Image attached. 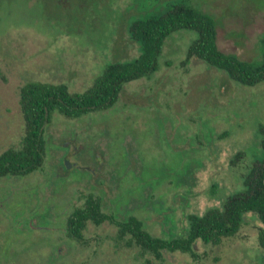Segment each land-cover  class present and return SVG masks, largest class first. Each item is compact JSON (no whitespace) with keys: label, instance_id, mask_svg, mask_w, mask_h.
Returning a JSON list of instances; mask_svg holds the SVG:
<instances>
[{"label":"rangeland","instance_id":"1","mask_svg":"<svg viewBox=\"0 0 264 264\" xmlns=\"http://www.w3.org/2000/svg\"><path fill=\"white\" fill-rule=\"evenodd\" d=\"M167 1L0 0V151L18 148L23 141L22 83L63 82L70 90H81L106 62L138 53L127 31L130 18L159 10ZM188 1L214 19L218 49L243 60L259 57L264 0ZM193 37L191 29L169 33L155 70L124 82L110 107L73 117L53 111L43 131L54 142L77 132L76 141L93 147L97 155L105 157L108 146L111 157L117 149L119 159L123 140L130 135L137 154H131L129 173L126 169L122 177L124 194L130 197V213L144 219L151 236L162 239L182 235L188 214L219 206L241 186L245 164L262 155L257 129L264 127V78L245 85L199 58L184 59ZM237 152L240 157L231 163ZM45 168L26 178H40ZM122 172H108L98 184L90 176L76 179L81 171L72 168L75 179L67 184L68 193L76 195L79 189L80 194H102L106 210L107 196L119 193ZM6 195L10 198L12 191ZM242 215L236 233L218 243L196 239L191 252L161 249V258L132 240L123 244L111 223L87 221L81 229L84 239L69 240L73 259L65 264H264V251L256 241V214ZM40 216L38 223L55 224ZM14 253L20 264L33 256L23 247Z\"/></svg>","mask_w":264,"mask_h":264},{"label":"trees","instance_id":"2","mask_svg":"<svg viewBox=\"0 0 264 264\" xmlns=\"http://www.w3.org/2000/svg\"><path fill=\"white\" fill-rule=\"evenodd\" d=\"M181 28L194 31L184 59L191 56L199 58L245 85L264 78V31L260 37L259 57L239 59L217 48L215 23L210 14L188 0H169L159 10H146L130 18L127 31L130 38L137 42L138 53L128 59L106 62L81 90H70L63 82L28 80L22 83L19 87V108L23 119V141L18 148L0 151V169L6 162L16 167H29L37 162L42 124L53 111L73 117L110 107L124 82L155 70L164 38ZM257 131L262 155L245 164L240 173L241 186L228 194L219 206L208 207L201 214H188L185 231L177 238L162 239L146 232L143 242L139 243L146 252L161 258V249L191 252L192 242L196 239L217 243L221 237L237 231L245 211L256 214L260 223L256 241L264 251V127H258ZM239 157L237 152L231 163ZM136 240L138 242V238Z\"/></svg>","mask_w":264,"mask_h":264},{"label":"flooded vegetation","instance_id":"3","mask_svg":"<svg viewBox=\"0 0 264 264\" xmlns=\"http://www.w3.org/2000/svg\"><path fill=\"white\" fill-rule=\"evenodd\" d=\"M49 118L50 116L42 124V140L37 147V162L29 167H16L7 162L1 166L0 260L6 264H20L19 260L17 263L14 260L17 255L14 251L23 247L31 250L33 255L27 264H65L73 259L69 240L80 243L84 239L81 229L87 221L94 224L103 221L111 223L115 236L125 245H129L130 240L137 244L142 243L148 230L145 228L144 219L130 213V197L128 193L127 196L124 194L126 183L124 178L122 179L126 169L129 173L131 154H137L131 136H125L123 140L120 165L118 162L121 158L115 156L117 149L113 150L112 157L108 146L106 154L103 153L105 157L97 155L93 147L79 143L78 139L76 141L77 132H69L72 137L63 142L44 138L43 131ZM88 158L91 162L86 160ZM44 166L46 168L40 178H26L30 172L42 170ZM72 168L81 171L76 179L90 176L98 184L106 178L108 172L117 176V172L123 170L120 179L118 178L119 184L122 179L119 193L112 194L110 198V195L107 196L109 203L106 210L103 209L102 200L105 199L102 194L89 191L80 194L81 191L77 189L78 194L69 195L67 184L75 179L72 177L73 173H69ZM84 171H87V174H83ZM8 190L12 191L10 198L6 195ZM57 205L62 209L57 208ZM40 215L46 216L55 224L38 223L43 220ZM40 229L44 230V233H40ZM29 230L33 232L28 233ZM97 238L95 235L92 239ZM203 242L213 243L210 240ZM7 251L10 254L4 256L3 253Z\"/></svg>","mask_w":264,"mask_h":264},{"label":"water","instance_id":"4","mask_svg":"<svg viewBox=\"0 0 264 264\" xmlns=\"http://www.w3.org/2000/svg\"><path fill=\"white\" fill-rule=\"evenodd\" d=\"M263 185H264V177H263Z\"/></svg>","mask_w":264,"mask_h":264}]
</instances>
